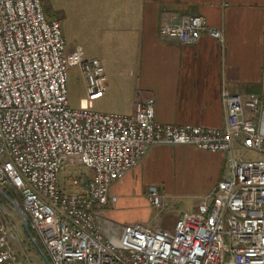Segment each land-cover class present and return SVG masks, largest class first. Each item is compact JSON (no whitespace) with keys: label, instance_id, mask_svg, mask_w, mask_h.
<instances>
[{"label":"built area","instance_id":"built-area-1","mask_svg":"<svg viewBox=\"0 0 264 264\" xmlns=\"http://www.w3.org/2000/svg\"><path fill=\"white\" fill-rule=\"evenodd\" d=\"M162 37L194 42L220 31L202 15L161 25ZM77 65L86 93L71 108L67 69ZM106 90L100 60L65 51L59 22L40 0H0V186L22 210L31 235L50 264H264V156H236L233 143L264 155V99L222 90V127L160 123L154 99L137 101L131 114L92 110ZM190 144L227 154L228 174L172 230L135 221L117 240L104 238L97 213L116 201L111 182L135 167L151 144ZM91 175L59 183L67 164ZM151 206H162L154 186ZM0 202V264H28L13 253Z\"/></svg>","mask_w":264,"mask_h":264},{"label":"crops","instance_id":"crops-1","mask_svg":"<svg viewBox=\"0 0 264 264\" xmlns=\"http://www.w3.org/2000/svg\"><path fill=\"white\" fill-rule=\"evenodd\" d=\"M58 1V16L48 20L59 22L65 51L81 52L74 43L93 44V57L103 66L106 90L93 101L99 111L131 114L137 101L152 97L154 117L160 123L222 127L223 89L240 95L253 92L264 99V0ZM182 15L204 16L222 38L203 33L185 43L162 37L161 25L176 22ZM72 67L78 66H69L67 74ZM81 89L79 106L86 93L84 78ZM233 148L243 149L237 141ZM81 173L91 175L88 168ZM227 174L225 152L190 144H151L135 167L110 183L116 207H104L97 213L99 232L111 239L109 231L119 229L114 221L120 220L150 226L147 211L133 217L125 211L128 206L151 205L147 198L150 185H158L167 195H188L193 210ZM142 187L146 188L142 200L124 197Z\"/></svg>","mask_w":264,"mask_h":264},{"label":"rangeland","instance_id":"rangeland-1","mask_svg":"<svg viewBox=\"0 0 264 264\" xmlns=\"http://www.w3.org/2000/svg\"><path fill=\"white\" fill-rule=\"evenodd\" d=\"M40 2L47 19L49 17L56 18L58 16L57 9L60 4L58 0H53V1L40 0ZM68 43L70 44V46H72L71 40H68ZM73 46L78 47L81 50V53L83 54L84 57L88 59L93 58V44H84L78 42V43H74ZM82 82H83V76L81 70L78 67H72L68 71L67 81H66V87L68 91V101H69V106L71 108H77L79 106V101L77 96L81 94ZM91 108L92 110L99 111L97 107L95 106L93 107V102ZM233 150L236 156H245L246 158H258L263 156L262 154L254 153L245 149L235 150L233 148ZM83 170H87V167L81 163H75V164L68 163L65 166V168L59 173L58 179L60 185L68 191L71 190L72 189V186L70 185L71 176L78 175ZM150 186H155L158 194L162 197L163 199L162 206L153 207L151 205L148 206L145 204H140L137 206H128L125 209V211L128 212L127 216L133 217L138 212L144 213L147 211L150 217L149 224L152 228L160 227L163 229L172 230L179 214L182 211H191L190 208H192L193 200L188 195H184L180 197L174 195V193L167 195L166 193L163 192V190L157 187L158 185L156 186L153 184ZM150 186H148V188ZM2 189L6 191V187H3ZM172 191L174 192V190ZM144 194H146V188L142 187L141 189H139V191L134 190L131 193H129L128 196L124 195V197L126 199L130 197L128 198L129 200L136 201L135 198L142 200ZM0 202L3 210V221L5 227L8 229V232L10 233L9 241L15 256L20 260L27 261L28 264H46V262L44 261L38 250L36 249L35 245L33 244L32 240L28 236L27 232L25 231V228L22 224V218L20 212L12 204L8 203L6 200H3L1 197H0ZM106 207H108V210H110L111 208L115 209L116 204L113 203L107 205ZM114 222L118 224L119 229H115L116 230V231L114 230L115 232L110 229L109 236L112 240H117L120 234V228L125 223L124 221L121 220L118 222L117 221Z\"/></svg>","mask_w":264,"mask_h":264},{"label":"water","instance_id":"water-1","mask_svg":"<svg viewBox=\"0 0 264 264\" xmlns=\"http://www.w3.org/2000/svg\"><path fill=\"white\" fill-rule=\"evenodd\" d=\"M0 194L2 195V197L10 204H12L19 212L22 218V224L25 228V231L27 232L28 236L30 237V239L32 240L33 244L35 245L36 249L38 250V252L40 253V255L42 256V258L44 259V261L46 262V264H50L49 260L47 259V257L45 256L44 252L42 251V249L39 246L38 241L31 235L29 228H28V223L27 220L25 218L24 213L22 212V210L18 207V205L16 204V202L14 200H12L6 193L5 191L2 189V187L0 186Z\"/></svg>","mask_w":264,"mask_h":264},{"label":"trees","instance_id":"trees-1","mask_svg":"<svg viewBox=\"0 0 264 264\" xmlns=\"http://www.w3.org/2000/svg\"><path fill=\"white\" fill-rule=\"evenodd\" d=\"M2 188H3V186H2ZM4 190V189H3ZM5 193L12 199L13 198V196H12V194H11V192L6 188V191H5ZM0 197L3 199V200H5L3 197H2V195L0 194Z\"/></svg>","mask_w":264,"mask_h":264}]
</instances>
